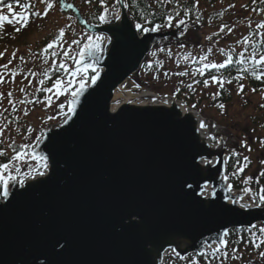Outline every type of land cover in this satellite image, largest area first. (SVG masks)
I'll return each mask as SVG.
<instances>
[{
  "label": "water",
  "instance_id": "water-1",
  "mask_svg": "<svg viewBox=\"0 0 264 264\" xmlns=\"http://www.w3.org/2000/svg\"><path fill=\"white\" fill-rule=\"evenodd\" d=\"M101 15L107 20L91 27L100 50L72 70L92 65L99 79L83 91L76 83L71 118L44 129L30 152L41 164L47 157L46 176L25 188L10 182L8 199L1 195L0 264H163L214 249L225 230L264 222L251 192L229 191L225 181L239 150L231 134L139 81L150 53L181 42L194 23L139 37L123 5Z\"/></svg>",
  "mask_w": 264,
  "mask_h": 264
},
{
  "label": "rangeland",
  "instance_id": "rangeland-1",
  "mask_svg": "<svg viewBox=\"0 0 264 264\" xmlns=\"http://www.w3.org/2000/svg\"><path fill=\"white\" fill-rule=\"evenodd\" d=\"M71 1L79 6L83 16L89 15L90 5L88 2ZM247 1L249 0H238L237 6L239 7ZM56 7L57 4L53 5L51 9H48L46 16L38 17L34 27L36 30L28 38L31 43L37 44L38 42L47 41L45 42L47 44L57 36L59 29L63 28L65 37L58 45H54L53 49L49 50L47 54L43 52L41 54L35 53L32 50L36 45L31 44L27 49L19 50L16 58L13 59L12 53L3 51L9 46H0V52H4V56L0 57V65L8 64L7 70L0 67V74L3 75L5 80V83L0 84V92L5 94L4 99L0 101V126H3L0 143H4L5 148H9V144L18 146V148L27 144L29 145L27 149L31 148L38 141L41 130L47 125L56 123L65 113V97L73 86L74 79L61 70V74L57 75L55 79L62 77L65 82L69 79L72 80V83L67 86L63 94L57 96L54 88L52 92L38 93V89L44 87V85L39 84V80H45V76L40 73L43 69H49L50 72L53 68H59L60 60H63L70 69L73 59L63 57L62 52L67 49L70 51L71 56L75 57L87 34L79 28L71 16L60 15ZM215 26L217 27L215 28ZM213 30H219L218 24H213L212 30L208 28L203 31L202 40H207L206 38ZM247 31L246 23L237 24L227 36L215 44H206L201 50L172 49L171 53L159 51L152 58L160 64L162 71L157 75L153 74L148 77L146 81L149 82V87L154 89L157 94L179 97L184 102L186 101L191 108L192 105H196L194 109L204 118L226 128L241 146L238 154L241 161L237 169L245 165L246 162L243 158L248 157L247 166L244 167L242 173H237V179L243 184L250 185L251 182H259L261 179L260 173L264 172V163H261V161H264V144H262L264 142V125L261 121L262 114H264V107L261 106L264 105V94L260 95L248 90L239 92L236 87H232L230 91L233 97L228 103L223 104L225 107L221 109L219 105L212 104L217 96L219 84L216 85V83L210 81L208 87H204L203 84L198 85L191 78L199 77L201 74H196L193 71L195 68L190 67V64L194 62H200L203 67L206 61L200 59L202 56L207 57L210 62L220 63L221 50L226 45H234L244 39ZM74 39L79 40L81 43L79 45L72 44L71 42ZM51 51H56L59 55L52 57ZM20 57H23V60ZM9 60L12 61L11 64L8 63ZM45 60L48 63H45ZM53 60L56 61L55 65H53ZM12 70L17 73L15 77L12 76ZM181 71L190 72V76H179L178 73ZM33 72H36L37 75L33 76ZM53 82L47 87H53ZM189 84L192 85V88L188 87ZM21 88H24L25 91L21 92ZM9 91L13 93L12 99L15 110H13V104L8 102L7 93ZM47 98H50V102ZM61 105L64 107L61 108ZM25 112H27V115H25ZM50 117L52 118L49 119ZM242 142H246V146ZM8 152H13V149H9ZM33 166V163L28 164L24 160L13 161L10 164V170L14 173L15 168L18 167L21 172L29 173ZM248 177H252V179L245 183L244 181ZM259 233V231L255 233V236L251 233L248 236L249 239L240 243L237 250H235L236 258H233L234 249L227 251L228 257L223 260V264H264V258L259 256V252L264 251V244H261L264 239ZM253 241L256 244H261V247L259 249L255 248ZM219 262L222 264L221 258H219ZM165 264L173 263L166 261Z\"/></svg>",
  "mask_w": 264,
  "mask_h": 264
},
{
  "label": "snow or ice",
  "instance_id": "snow-or-ice-1",
  "mask_svg": "<svg viewBox=\"0 0 264 264\" xmlns=\"http://www.w3.org/2000/svg\"><path fill=\"white\" fill-rule=\"evenodd\" d=\"M19 2H20V0H17L18 4H19ZM40 2L41 3H45L46 0H40ZM100 2H101V4H103L104 0H100ZM159 2H161V0H157V3H159ZM253 2L255 3L256 0H253ZM2 3H3V0H0V4H2ZM124 6L128 7L127 4H125ZM23 7H25L27 9L30 6L29 5H23ZM52 7H53L52 0H47V8L51 9ZM69 7H71V5H69ZM230 7H234V5H232ZM6 8H7V11L9 13H12L13 15L17 16V18H18L19 22L21 23L22 27H26L27 26V22L29 20V16L28 15H18L16 13H14L12 4H7ZM104 11L107 12V9L105 8ZM34 14L37 15V16L40 15V13H34ZM44 15L45 16L47 15V11L44 12ZM116 18L119 19V16H117ZM7 19H8L7 16H5L3 14H0V21H4V20H7ZM99 20L102 21V22L106 21L107 20L106 15H100L99 16ZM179 23L183 24L184 21L180 20ZM171 26H173V16L171 14H169V15L166 16V21H165L164 24H155L152 27H146V26H144L141 23H137L136 24V29L138 31H142L144 33H148L149 31H153V32L158 31L162 27H171ZM226 27H227V25L222 27L221 31H224V28H226ZM259 27L264 28V24L259 25ZM20 30H21L20 28L16 29V31H20ZM228 30L231 31V29H228ZM64 37H65V30L63 28H61V29H59L57 36H55L42 49V52L47 54L49 52V50H52L54 45H58L59 42ZM101 39H102L101 37H96L95 38V43H94L93 42V37L88 36L87 37V42L83 43V45L79 48V50H78V52L76 54V57H72L70 51L67 50V49H65L62 52V56L65 57V58L74 59L76 64H80V63H82V59L81 58L94 56V54L97 51L100 50V40ZM208 39H211V37H208ZM247 39L248 38L245 37V42H247ZM262 39H264V34H262ZM71 43L79 45L81 42L79 40H75L74 39ZM237 43H239V41ZM181 47H183V45H181ZM161 51H164V50L161 49ZM221 51H223V50H221ZM58 55L59 54L56 51H51V56L52 57H57ZM153 55H155V53H153ZM239 55L241 57H244L245 53L241 52ZM3 56H4V52H0V57H3ZM12 57H13V59L16 58V52L12 53ZM247 58L248 57H246L245 59H247ZM250 58H251V60L253 61L254 65H255V67L252 69V71L250 73L251 76L254 79H257V80H260V79L264 78V53L258 55L256 53L255 49H253V52L250 54ZM20 59L23 60V57H20ZM200 59L206 61L207 57H203L202 56ZM245 59L234 61V58H233L231 52H229L227 54V58L225 59V61L223 63H215V62H210V61L209 62H205L204 65H203V68L200 69L199 71H200V74L203 75L204 70H206V69H215L216 71H219L221 69H225L226 67H231V65L234 62L243 65L245 63ZM11 62H12L11 60L8 61L9 64H11ZM45 63H48V61L45 60ZM55 64H56V61L53 60V65H55ZM0 67H3L4 69L7 70L8 69V64L0 65ZM58 67H59V70H62L65 73H69V66L67 64H65L63 60L59 61ZM89 68H91L92 72L94 73L89 78L90 82L94 85V84H96L97 80L99 79V72L92 65H86L82 70L78 68L75 72H71L70 75L71 76L79 75L81 71L87 73ZM53 70L55 71L56 69L53 68ZM243 71L245 73H247L248 69L244 68ZM40 74H42L45 77H48L49 69H43ZM16 75H17L16 71L12 70V76L15 77ZM32 75L36 76L37 73L33 72ZM178 75L179 76H184V75H187V73L181 71V72L178 73ZM236 79L237 80H241V79H243V76H238V77H236ZM211 80L213 82L218 83L220 88H223L225 83H228V84L232 83V78H227L226 79V78H224L222 76H216V75H212L211 76ZM3 83H5V80H4L3 75L0 74V84H3ZM71 83H72L71 79H69L67 82H65V80L62 77H58V78H56L54 80L53 87H51V88H49V87H41L40 89H38V91H41V92H52L53 88H54L55 91H56V95L59 96V95L63 94V92L65 91L67 86L70 85ZM198 83H199V81H198ZM202 83H203L204 87H208L209 86V80L208 79H204L202 81ZM39 84L43 86L45 84V81L43 79H41V80H39ZM86 86L87 85L85 83V78H84V76L81 75L80 79H79V90L83 91L86 88ZM137 87H139V85H137ZM188 87L192 88V85L189 84ZM243 89H244V85L242 83L238 84L239 92H243ZM20 91L24 92L25 89L21 88ZM253 91H255V89H253ZM78 94L79 93L75 92V91L72 93L73 96H76ZM217 94H219V93H217ZM4 96H5V94L3 92H0V101H2L4 99ZM12 97H13V93L11 91H9L7 93L8 102H9V104H13V110H15L14 102H13ZM47 99H49V102H50V98H47ZM166 102L167 101H165V103ZM21 103H23V101H21ZM261 106L264 107V105H261ZM63 107L64 106L61 105V108H63ZM192 107L194 108V107H196V105H192ZM219 107L221 109H223L225 106L223 104H220ZM68 111L69 112H74L75 110L72 109V108H69ZM25 115H27V112H25ZM51 118L52 117H50L49 119H51ZM70 118L71 117L68 116L65 119V123H67V120L70 119ZM199 127H200V129H205L207 127V125L203 121H201ZM2 134H3V126H0V135H2ZM210 138L211 139H216V137H210ZM242 144H244V146H246V142H242ZM262 144H264V142H262ZM8 147L12 148V145L9 144ZM28 147H29V145L25 144V145H21L19 149H13V151L15 152V155H13L11 158H9L7 163H0V185L3 186V191H2V193H0V195H2L3 199H5V200H7L8 197H9L10 182L18 184L21 188H25L26 181L28 179L35 180L37 177H44L47 174V171L49 169V165L47 163V157L43 158L44 163L42 164L41 168L33 169V171H35V173H36V175H34V176L31 175V173H24L22 176H20V169L18 167L15 168V173L16 174L15 175L11 174L10 164L13 161L24 160L26 158V156L30 155V153H27L25 151V149H27ZM249 150H251V149H249ZM5 155H6L5 151L3 149H0V156H5ZM33 159H35V157H33ZM243 159L246 162L245 165H243L240 168H238L237 172H234L233 175H236L237 173H242L244 167L247 166L248 157H244ZM261 163H264V161H261ZM18 176H19V179H18ZM260 176L264 177V172H261ZM228 179H229V177L226 175L225 176V181H227ZM251 179H252V177H248V178L245 179L244 182L247 183ZM27 186L31 187L32 185H27ZM188 186L191 187V185H188ZM228 187H229V191H231L232 186L228 185ZM244 191L245 192H250L251 189L250 188H245ZM213 195H214V193H213ZM258 195H259L260 203L264 204V187H262L259 190ZM231 202L235 203L234 200L231 201ZM247 207H249V205H246V204H242L241 205V208H247ZM252 228L255 229L256 226L253 225ZM258 231L260 233L264 234V227H260L258 229ZM228 236H229V232L227 230H225L223 232V234L221 236H219L218 241H213V243L216 244V247L212 250V252L210 254L211 257H213V258H221L222 264H223V260L228 257V252L225 250L227 248V245H228V241L225 238L228 237ZM253 236H255V232H253ZM261 244H264V240L261 241ZM261 244H256L253 241V246L255 248H257V249H259L261 247ZM60 246L63 247V245H60ZM202 255H208V253H202ZM259 256L261 258H264V251H260L259 252ZM233 258H236L235 257V249L233 250ZM181 259H183V257H181ZM192 264H198V262L196 260H193Z\"/></svg>",
  "mask_w": 264,
  "mask_h": 264
},
{
  "label": "trees",
  "instance_id": "trees-1",
  "mask_svg": "<svg viewBox=\"0 0 264 264\" xmlns=\"http://www.w3.org/2000/svg\"><path fill=\"white\" fill-rule=\"evenodd\" d=\"M79 1L81 3L88 2L90 4V10H89L90 20L91 22H95L97 18L98 9L101 5L100 0H79ZM114 1L115 0H104L103 4L104 6L109 7ZM123 1H125L128 4L131 11L133 10L132 14H134L137 18H141L146 21H152V22H155V24H164L166 21V16L169 15L171 12H172L171 14L172 16L189 13L193 16L200 17V14L197 13V8L194 7L191 1L185 2V1H179V0H170V4H169L170 12L167 14H165L167 12L166 6L164 5V3H161V2L155 4L156 9L151 10V8H149L150 6H148L144 0H123ZM211 1L214 2L213 0ZM248 2H249V5H248ZM247 5L249 7L247 11L248 13H251V11H257V9L259 10L262 7H264V0H256L255 3L253 2V0H250V1H247ZM223 13H224L223 10L213 12L211 14V17H213V21L221 19ZM149 15L153 18H151V20L145 19L149 17ZM263 22H264V19H263ZM34 31L31 29H28L26 30V32H23L17 35L14 40L15 45L23 44L24 41H26L30 37L31 33ZM254 48L255 47H252V50ZM229 71L230 70H226L225 72L228 74ZM250 85L253 88H257L261 86L260 83L254 82L253 79H251ZM218 101L223 103V101L220 99ZM1 162L2 160L0 159V163ZM232 167H233V162L231 160L228 164V170H231ZM234 183L237 185L236 182Z\"/></svg>",
  "mask_w": 264,
  "mask_h": 264
}]
</instances>
